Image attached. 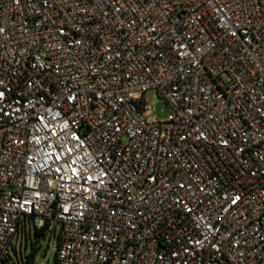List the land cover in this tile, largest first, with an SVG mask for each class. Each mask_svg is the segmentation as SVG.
<instances>
[{"label": "built area", "instance_id": "built-area-1", "mask_svg": "<svg viewBox=\"0 0 264 264\" xmlns=\"http://www.w3.org/2000/svg\"><path fill=\"white\" fill-rule=\"evenodd\" d=\"M55 223L56 264L264 260V0H0V264Z\"/></svg>", "mask_w": 264, "mask_h": 264}, {"label": "rangeland", "instance_id": "rangeland-1", "mask_svg": "<svg viewBox=\"0 0 264 264\" xmlns=\"http://www.w3.org/2000/svg\"><path fill=\"white\" fill-rule=\"evenodd\" d=\"M144 98L151 108L144 112L145 116L152 115L158 119H164L168 112V105L161 99V97L154 90H149L144 93ZM58 224L55 223L54 230H47L45 236L38 243L39 247L37 249L35 263L36 264H55V236L58 230ZM33 240V237H31ZM20 240L19 235L17 234L13 243L18 246V241ZM11 258L8 259V264H13L12 261H16V255L10 250ZM21 264V263H20ZM258 264H264V260H261Z\"/></svg>", "mask_w": 264, "mask_h": 264}, {"label": "trees", "instance_id": "trees-1", "mask_svg": "<svg viewBox=\"0 0 264 264\" xmlns=\"http://www.w3.org/2000/svg\"><path fill=\"white\" fill-rule=\"evenodd\" d=\"M18 235L20 238L17 244L18 246L16 247V244L11 246L12 252L16 255V261H12L13 264H36L35 257L39 247L38 243L44 238L43 229L34 227L32 229H28L25 226H21L18 230ZM31 237H33V240ZM10 258L11 256L8 254L2 260L1 264H8V259Z\"/></svg>", "mask_w": 264, "mask_h": 264}]
</instances>
